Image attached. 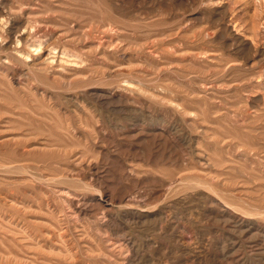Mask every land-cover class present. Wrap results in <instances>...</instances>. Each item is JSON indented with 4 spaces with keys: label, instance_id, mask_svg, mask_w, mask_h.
<instances>
[{
    "label": "rangeland",
    "instance_id": "rangeland-1",
    "mask_svg": "<svg viewBox=\"0 0 264 264\" xmlns=\"http://www.w3.org/2000/svg\"><path fill=\"white\" fill-rule=\"evenodd\" d=\"M34 1L81 61L0 51V264H264V0Z\"/></svg>",
    "mask_w": 264,
    "mask_h": 264
},
{
    "label": "bare ground",
    "instance_id": "bare-ground-1",
    "mask_svg": "<svg viewBox=\"0 0 264 264\" xmlns=\"http://www.w3.org/2000/svg\"><path fill=\"white\" fill-rule=\"evenodd\" d=\"M2 1V0H1ZM23 1V0H22ZM34 1V0H33ZM39 1V0H38ZM10 2V1H9ZM28 2V1H27ZM35 2V1H34ZM33 2V3H34ZM0 3H2V2H0ZM15 3V2H14ZM23 3V2H22ZM28 3H30V2H28ZM6 4V3H5ZM11 5L13 4V2L12 3H10ZM21 4V3H20ZM36 4V3H35ZM34 4V5H35ZM15 5H17V4H15ZM24 5V4H23ZM4 6V5H3ZM29 6V5H28ZM30 6H32V5H30ZM37 6V5H36ZM9 7V6H8ZM7 7V9L9 10L10 8H12V7H10V8H8ZM25 7V6H24ZM35 8V6H32V8ZM18 8H21L22 9V7H18ZM27 8V7H26ZM31 8V7H30ZM14 9V8H13ZM11 10V9H10ZM9 10V11H10ZM17 10V9H16ZM15 10V11H16ZM36 10V12H37V10L38 9H35ZM48 10V9H47ZM14 11V10H13ZM14 11V12H15ZM23 11V10H22ZM30 12H31V10H29ZM32 11H34L33 9H32ZM40 11V10H39ZM44 11V10H43ZM17 12H20V11H17ZM26 12V11H25ZM42 12V11H41ZM40 12V13H41ZM13 13V12H12ZM16 13V12H15ZM23 13H24V11H23ZM20 14V13H19ZM19 14H17V15H19ZM22 14V13H21ZM29 14H31V13H29ZM29 14H27V15H29ZM36 14V13H35ZM46 14V13H45ZM7 15V14H6ZM11 15V14H10ZM14 15H11V17H13ZM26 16V15H25ZM18 17L19 16H14V18H8V17H5L4 15H3V12L0 10V19H1V21H2V26H3V24H5L6 25V22H8V21H11V25L7 28V29H5V36H3L4 35V33H3V29H2V31H0V51H7V50H13V53H12V55H13V57H16L17 59H19V60H22V61H25V63H26V61H27V59H26V57H31V59H32V61H33V59L34 58H36V57H34V56H32V51H40L41 49H43V48H47L48 47V54H46L45 53V55H48V57H55V58H58V59H60L59 61H65V62H79L80 63V59H81V56H80V54L79 53H77V52H75V51H73V50H70V49H68V48H66V47H61V48H59V47H57V46H55L52 42H49V40L47 39V38H42L41 36H43L44 37V35H46V37H47V34H44V35H40L39 33H41V32H39L40 30H38L37 29V27L39 26L38 24V22H37V20H36V17H35V20H25V22H27L28 23V25H27V23H25L26 25L24 26V21H22V20H20V19H18ZM34 17V16H33ZM39 17H41V16H39ZM47 17V16H46ZM24 18V17H23ZM42 18H43V16H42ZM47 18H49V17H47ZM17 19V20H16ZM30 19V18H29ZM40 19H38V21H39ZM41 20H43V19H41ZM48 21V20H47ZM44 22V21H43ZM43 22H41V23H43ZM41 23H40V26H41ZM113 23V22H112ZM45 24H47V23H45ZM49 24V23H48ZM50 25V24H49ZM22 26H24L25 27V29H26V31H21L20 30V28L22 27ZM45 26V25H44ZM88 26V25H87ZM107 26V25H106ZM42 27V26H41ZM33 28V29H32ZM39 28V27H38ZM46 28V27H45ZM53 28V27H52ZM91 28H94V27H91ZM120 28V27H119ZM22 29V28H21ZM47 29V28H46ZM62 29H64V28H62ZM45 30V29H44ZM53 30H55L56 31V29H53ZM60 30V29H59ZM91 30V29H90ZM49 31H50V29H49ZM48 31V32H49ZM54 31V32H55ZM102 31V30H101ZM58 32V31H57ZM60 32V31H59ZM90 32H92V30L90 31ZM61 33V32H60ZM65 34H66V32H64ZM87 33H88V31H87ZM86 33V34H87ZM106 33V32H105ZM41 34H43V33H41ZM51 34H52V32H51ZM68 34V33H67ZM49 35H50V33H49ZM69 35V34H68ZM88 35V34H87ZM86 36V35H85ZM91 36V35H90ZM55 37V36H54ZM62 37V36H61ZM64 37V36H63ZM62 37V38H63ZM66 37H69V36H66ZM110 37V36H109ZM114 37V36H113ZM69 38H72L71 36L69 37ZM68 38V39H69ZM122 38V37H121ZM56 39H57V37H56ZM67 38L65 39L66 40V42H68L69 40H68ZM59 40V39H58ZM62 40H64V38L62 39ZM64 40V41H65ZM105 41V40H104ZM59 42V41H58ZM55 43V42H54ZM17 44V45H16ZM19 44V45H18ZM61 44V43H60ZM68 44V43H67ZM9 50V51H10ZM77 51V50H76ZM42 52V51H41ZM78 52H80V51H78ZM3 53H5V52H3ZM9 53V52H8ZM44 53V52H43ZM84 53V52H83ZM86 53V52H85ZM38 54V53H37ZM59 54H61V55H59ZM86 54H88V53H86ZM11 55V56H12ZM39 55H40V53H39ZM6 56V55H5ZM57 56V57H56ZM87 56V55H86ZM2 54H0V60L2 59ZM8 57H10V55L8 56ZM40 57V56H39ZM54 58V59H55ZM4 59V58H3ZM7 60H8V58H6ZM13 59V58H12ZM15 60V59H14ZM43 60V59H42ZM57 60V59H56ZM83 60V59H82ZM85 60V59H84ZM90 60V59H89ZM9 61V60H8ZM17 61V60H16ZM37 61V60H36ZM40 61V63H41V60H39ZM44 61V60H43ZM11 62V61H10ZM21 62V61H20ZM49 62H51V61H49ZM58 62V61H57ZM60 62V63H61ZM22 63V62H21ZM24 63V62H23ZM45 63V62H44ZM59 63V62H58ZM58 63H56V64H58ZM59 63V64H60ZM0 64H1V62H0ZM34 64H37V63H34ZM34 64H32V65H34ZM43 64V63H42ZM50 64V63H49ZM68 64V63H67ZM87 64V63H86ZM6 65V64H5ZM27 65V64H26ZM47 65V64H46ZM62 65V64H61ZM66 65V64H65ZM65 65H63V67L65 66ZM224 65V64H223ZM4 66V65H3ZM10 66V65H9ZM35 66V65H34ZM38 66V65H37ZM57 66V65H56ZM74 66V65H73ZM28 67V66H27ZM45 67H51V64L49 65V66H45ZM57 67H59V66H57ZM7 68V67H6ZM9 68H11V67H9ZM36 68H38V70H40L39 69V67H36ZM44 68V67H43ZM62 68V67H61ZM64 68H66V67H64ZM1 69V68H0ZM46 69H48V68H46ZM51 69V68H50ZM49 69V70H50ZM76 69V68H75ZM13 70V69H12ZM20 70H22V69H20ZM31 70V69H30ZM38 70H36V71H38ZM59 70V69H58ZM67 70V69H66ZM73 70V69H72ZM77 70H79V69H77ZM24 70H22V72H23ZM35 71V72H36ZM41 71H43V69L41 70ZM48 71V70H47ZM57 71V70H56ZM67 71H69V70H67ZM25 72V71H24ZM23 72V73H24ZM53 72H54V70L52 71V74H53ZM66 72V71H65ZM75 72H77V71H75ZM75 72H74V74H75ZM216 72V71H215ZM262 72H264V71H262ZM19 73H20V71H19ZM22 73V74H23ZM34 73V72H33ZM37 73V72H36ZM81 73V72H80ZM21 74V75H22ZM65 74V73H64ZM73 74V73H72ZM73 74V75H74ZM79 74V73H78ZM19 75V74H18ZM27 75V73L25 72V75L24 76H26ZM28 75H30V74H28ZM27 75V76H28ZM71 75V74H70ZM26 76V77H27ZM32 77H33V75H31ZM43 76V75H42ZM61 76H62V74H61ZM66 76H67V74H66ZM65 76V77H66ZM20 77V76H19ZM30 77V76H29ZM29 77H27V78H29ZM76 77V76H75ZM85 77V76H84ZM31 78V77H30ZM47 79V78H46ZM64 79V78H63ZM88 79V78H87ZM87 79H82V80H87ZM34 80V79H33ZM75 80V79H74ZM35 81V80H34ZM126 81V80H125ZM36 82V81H35ZM38 82V81H37ZM68 82V81H67ZM71 82H73V80L71 81ZM86 81H83V83H85ZM32 83V82H31ZM76 83V82H75ZM126 83H127V81H126ZM135 83V82H134ZM50 84V83H49ZM71 84V83H70ZM131 84V83H130ZM64 85H66V84H64ZM81 85V84H80ZM85 85V84H84ZM131 85H133V84H131ZM136 85H138V84H136ZM67 86V85H66ZM140 86H142V85H140ZM140 86H137L138 88L140 87ZM144 89H146V88H144ZM147 92H149L148 90H146ZM151 92V91H150ZM153 94H155V93H153ZM155 96V95H154ZM104 97V96H103ZM107 97V96H106ZM130 97V96H129ZM128 98V97H127ZM131 98V97H130ZM81 106V105H80ZM93 106V105H92ZM179 107V106H178ZM191 112V111H190ZM90 125V124H89ZM65 128H66V126H65ZM175 128V127H174ZM67 129V128H66ZM93 129V128H92ZM188 137V136H187ZM238 139V138H237ZM188 144H190V143H188ZM213 147V146H212ZM189 150V149H188ZM203 154V153H202ZM210 159H211V157H210ZM202 160V159H201ZM200 161V160H199ZM204 164V163H203ZM194 168V167H193ZM206 169V168H205ZM180 171V170H179ZM214 173V172H213ZM170 180H172V179H170ZM183 181V180H182ZM185 181V180H184ZM167 182H168V180H167ZM170 184V183H169ZM175 191V190H174ZM137 196V195H136ZM136 201V200H135ZM260 209V208H259ZM167 216V215H166ZM161 220V219H160ZM172 220V219H171ZM165 222V221H164ZM165 226V225H164ZM171 227V226H170ZM161 228V227H160ZM173 228V227H172ZM162 230V229H161ZM163 230H165V229H163ZM169 231V230H168ZM173 232V231H172ZM174 233V232H173ZM172 233V234H173ZM175 234V233H174ZM179 236V235H178ZM180 237H181V235H180ZM179 237V238H180ZM184 240V239H183ZM177 241V240H176ZM180 241V240H179ZM178 242V241H177ZM181 243V242H180ZM120 244V243H119ZM165 245V244H164ZM174 245H177V243L176 244H174ZM189 245V244H188ZM133 246V245H132ZM159 246V245H158ZM185 246V245H184ZM204 246V245H203ZM168 247V246H167ZM170 247H171V245H170ZM177 247V246H176ZM180 247V246H179ZM193 247H196V246H193ZM193 247H190V248H193ZM127 249H129V247L127 248ZM200 249V248H199ZM183 250V249H182ZM188 250V249H187ZM186 250V251H187ZM190 250V249H189ZM198 250V249H197ZM143 251V250H142ZM135 252V251H134ZM162 252H164V251H162ZM173 252V251H172ZM183 252V251H182ZM195 252V251H194ZM184 253V252H183ZM182 253V254H183ZM127 254V253H126ZM133 254V253H132ZM162 254V253H161ZM160 254V255H161ZM174 254V253H173ZM172 254V255H173ZM179 253H177V255H178ZM200 254V253H199ZM202 254V253H201ZM159 255V256H160ZM171 255V256H172ZM184 256H186L185 254H183ZM171 256H170V258H171ZM199 256V255H198ZM177 257V256H176ZM179 257V256H178ZM188 257V256H187ZM163 258V257H162ZM165 258V257H164ZM175 258V257H174ZM174 258H172V259H174ZM191 258H192V256H191ZM197 259H199V258H196V260ZM262 259H264V258H262ZM156 260V259H155ZM160 260V259H159ZM169 260V259H168ZM175 260H176V258H175ZM182 260V259H181ZM195 260V259H194ZM201 260V259H200ZM179 261V260H178ZM190 261V260H189ZM192 261V260H191ZM190 261V262H191ZM171 262V261H170ZM169 262V263H170ZM184 262V261H183ZM187 262V261H186ZM188 263V262H187ZM155 264V263H154ZM158 264V263H157ZM176 264V263H175ZM188 264H190V263H188ZM192 264V263H191Z\"/></svg>",
    "mask_w": 264,
    "mask_h": 264
}]
</instances>
